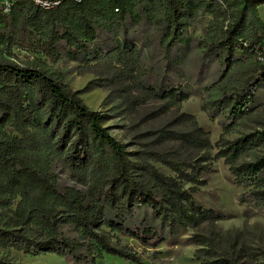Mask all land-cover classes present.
Here are the masks:
<instances>
[{"label":"trees","instance_id":"trees-1","mask_svg":"<svg viewBox=\"0 0 264 264\" xmlns=\"http://www.w3.org/2000/svg\"><path fill=\"white\" fill-rule=\"evenodd\" d=\"M59 1L44 10L32 0H17L7 16L39 34L42 50L51 57L91 56L113 82H125L127 95L136 94L122 98L128 104L155 101L165 111L175 109L173 123L194 129L186 140L197 148V156L189 172L160 157L175 172L174 177L165 176L147 161L131 159L78 90L44 71L0 62V210L9 212L0 224V246L30 256L54 254L71 264H96L104 256L142 264L136 251L119 245V237L142 247L177 244L187 231L223 219L193 197L206 184L204 176L217 158L224 159L235 183L247 189L242 201L264 214V130L219 145L212 157L208 133L192 115L180 113L190 93L180 85L145 81L144 31L137 35L126 29L130 22L140 27L144 21L162 20L161 41L170 37L162 46L164 57L171 63V51L190 46L186 30L198 8L216 18L226 16L222 38L201 59L205 66L222 56L230 68L236 51L253 55L259 63L233 97L205 103L204 108L221 116V126L229 133L264 100L259 97L264 91V22L258 13L264 0ZM180 136L171 132L168 138ZM258 147L253 160H243ZM55 164H62L76 185L60 188ZM184 182L191 184L189 189ZM193 238L212 259L203 264H234L232 258L219 257L215 237L195 233Z\"/></svg>","mask_w":264,"mask_h":264},{"label":"rangeland","instance_id":"rangeland-1","mask_svg":"<svg viewBox=\"0 0 264 264\" xmlns=\"http://www.w3.org/2000/svg\"><path fill=\"white\" fill-rule=\"evenodd\" d=\"M15 1L17 0H0V62L44 71L62 80L71 89L78 90L83 102L91 110L101 114L102 125L125 146L134 161L145 160L158 172L170 177H174L175 172L160 157L177 163L186 172L190 171L188 166L194 164L197 148L186 139L193 136L194 129L190 124L173 123L178 114L175 109L165 111L155 101H146L142 105L123 101V97H134L136 94L127 95L124 91L125 82H113L105 67L95 65V60L84 52L76 59L47 55L42 50L44 39L39 34L12 22L7 16L8 8ZM258 13L264 22V5L258 7ZM161 21H144L140 27L133 26L128 21L129 25L126 26L128 33L134 30L139 35L140 30L144 31L142 37L147 41L141 61L144 79L151 83L162 81L163 84L180 85L190 93L189 98L181 105L180 113L192 115L198 126L208 133L211 156L215 155L219 145H229L244 135L263 131V99H260L258 109L229 133L221 126V116L204 108L207 101L233 97L244 81L257 72L259 65L253 55L236 51L231 57L233 61L230 68L224 63L222 56L214 58L205 66L201 59L212 43L222 38L228 24L226 16L216 18L211 12H203L201 7L198 8L186 30L190 46L176 52L171 51V63L164 57L165 49L162 46L170 37L161 41ZM117 38L122 39V35H117ZM259 97H264V91ZM6 131L9 135H16L12 129ZM171 132L182 136L168 138ZM261 148L258 147L243 160H253ZM211 165L212 171L204 176L206 184L193 192V197L203 209L219 211L223 219L213 224H204L197 231H187L180 236L177 244L142 247L133 239L119 237V245L129 246L136 251L141 256L142 264H203L212 259L202 253L204 250L201 248L206 247L199 246L194 241L193 234L200 233L217 239L219 257L232 258L234 264H263L264 214L259 213L248 202L242 201L247 189L235 183L223 158L212 160ZM54 171L60 188L76 185L62 164H55ZM190 186L187 182L183 183L185 189ZM8 215L6 210H0L1 225L6 223ZM0 264L71 263L54 254L30 256L22 251L0 246ZM96 264L134 263L115 256H104Z\"/></svg>","mask_w":264,"mask_h":264},{"label":"built area","instance_id":"built-area-1","mask_svg":"<svg viewBox=\"0 0 264 264\" xmlns=\"http://www.w3.org/2000/svg\"><path fill=\"white\" fill-rule=\"evenodd\" d=\"M32 1L36 7H39V8L44 9V10L52 9V8L56 7L60 2L59 0H32ZM74 1L79 3L82 0H74ZM112 1L117 2L120 0H112ZM9 8H8V11H9ZM116 11H117V9H116ZM263 49H264V46H263ZM258 60L262 61L263 57L259 56Z\"/></svg>","mask_w":264,"mask_h":264}]
</instances>
